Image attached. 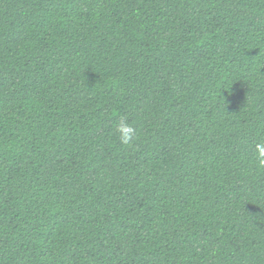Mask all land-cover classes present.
Returning a JSON list of instances; mask_svg holds the SVG:
<instances>
[{"label": "trees", "instance_id": "trees-1", "mask_svg": "<svg viewBox=\"0 0 264 264\" xmlns=\"http://www.w3.org/2000/svg\"><path fill=\"white\" fill-rule=\"evenodd\" d=\"M260 143L264 0H0V264H264Z\"/></svg>", "mask_w": 264, "mask_h": 264}, {"label": "clouds", "instance_id": "clouds-1", "mask_svg": "<svg viewBox=\"0 0 264 264\" xmlns=\"http://www.w3.org/2000/svg\"><path fill=\"white\" fill-rule=\"evenodd\" d=\"M117 131L120 133V140L128 145L134 139V129L127 123L121 121L117 125ZM255 164L259 168H264V143L256 145Z\"/></svg>", "mask_w": 264, "mask_h": 264}]
</instances>
